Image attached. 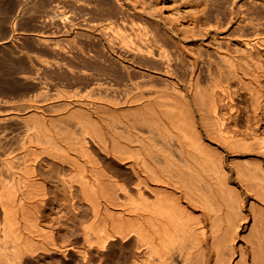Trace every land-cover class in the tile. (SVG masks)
Returning <instances> with one entry per match:
<instances>
[{
  "label": "bare ground",
  "instance_id": "1",
  "mask_svg": "<svg viewBox=\"0 0 264 264\" xmlns=\"http://www.w3.org/2000/svg\"><path fill=\"white\" fill-rule=\"evenodd\" d=\"M144 10V7L135 6L131 11L143 13ZM230 13L233 17V7ZM242 17L245 18V14ZM251 17L246 16L245 23L252 22L253 33L243 38L248 44L260 45L264 41V34L259 31L261 24L253 23ZM8 19L6 16L0 20V51L15 60L19 53L12 36L16 32V20L11 21V15ZM110 25L108 20L94 22V26L106 35L111 32ZM152 33L142 24L134 23L129 35L145 40L146 48L132 50L120 44L119 52L128 54L142 68L146 67L143 75L153 78L154 73H162L166 76L165 90H153L152 84L142 85L136 81L135 84L131 82L135 94L114 98L109 92L112 98L106 92L109 87L105 81L108 80L93 83L99 73L112 78L114 70L109 68V62L107 66L98 64L109 60L98 50L93 51L102 52L99 56L101 54L104 59L98 58L96 52H82L85 57L89 56L87 59H100L101 62L95 61L98 65L81 62L82 66L78 60L81 55L75 54L79 63L73 61L76 56L71 58V63L82 67L73 69L74 65L71 67L68 62L72 54L68 55L69 59L62 58L67 62L43 60L42 65L31 68L33 72L27 68L31 73L19 68L20 74L16 75L19 81L14 79L13 84L4 80L7 75L2 81L0 79L6 82L3 86L12 85L5 90L11 88L10 94L22 98L12 102L11 95L6 99L9 90L3 92L6 95L0 93V104L6 103L9 107L4 112L6 106L1 105L3 109L0 106L2 172L4 175L14 173L19 178L15 183L0 174V264H57L56 255L67 258L60 264H264V131L253 128L244 131L228 126L219 111L214 89L207 93V85L202 84L207 73L214 80L237 79L251 91L255 116L259 119L261 82L257 69L248 58H231L223 52H218L216 58H207V52H182L175 57L156 52L153 45L158 43L159 37L151 38ZM108 41L115 42L112 37ZM62 49H54V58L55 53L60 58L65 56L64 52L68 51ZM116 63L113 64L115 68ZM16 69L11 70L16 72ZM9 75L14 76L11 72ZM67 75L69 84L74 86L93 80L92 88L88 89L91 93L84 99L73 100L68 87H62L67 90L66 98L72 100L52 103L54 98L52 95L53 99L48 98L47 91L65 83V80L60 84L57 81ZM102 90L109 97L95 95ZM148 90L152 92L146 94ZM225 93L231 99L228 89ZM38 96L44 98L40 100L42 103L38 102ZM15 136L19 138L21 150L10 144L12 151H4ZM221 148L232 155L230 165ZM44 153L73 170L68 177H61L67 182L71 209L76 215L73 220L77 218L79 225L73 221V228L77 227L72 232L67 229V234H71L64 232V238L51 227L52 220L48 222L42 214L48 193L39 177L36 166L39 161L36 160ZM122 174L137 177L138 182L131 184L121 178ZM132 188L137 189L135 196ZM76 192L80 193L79 199L84 201L85 209L80 206L82 200L77 198ZM132 236L134 240L129 246L126 241ZM89 247L98 251V262L90 258ZM73 253L81 259L72 261L69 256Z\"/></svg>",
  "mask_w": 264,
  "mask_h": 264
},
{
  "label": "rangeland",
  "instance_id": "2",
  "mask_svg": "<svg viewBox=\"0 0 264 264\" xmlns=\"http://www.w3.org/2000/svg\"><path fill=\"white\" fill-rule=\"evenodd\" d=\"M135 6L144 7L145 9L144 12L143 13H132L131 10H133ZM232 7H233V10L235 11L233 17L231 16V13H230ZM7 14L12 16L13 20L11 19V21L16 20V32H14L12 36H13V40L16 39L15 41L17 43L15 45L19 53H18V57L15 60L16 61L17 59L20 61L23 59L25 60H23L24 63L23 61H21V63L20 61H17L19 64L17 62L16 64L14 62L15 60H12L9 56H7L4 51L3 52L0 51V68H1L0 70L2 69L6 70L3 72L2 71L0 72L1 81L4 78V76L7 75V77H5L4 80L6 82L8 81L11 84H13L14 79H16V81H19L17 79L18 77H16V75L20 74L19 68L21 70L24 69L28 71L26 73H31L35 71L34 69H31V68L42 65V62L44 61H51L53 59L55 60V59H62V58L67 59V57L69 59V57L72 54L74 55L70 57V60H68V62L70 61V63L71 62L73 63L74 61L75 63H79L78 60L80 59L81 65L83 63L84 65L90 64L91 66H92V63H94L95 61L97 63L101 62V60L98 58L104 59L106 58L105 55H107V60L109 59L111 62L113 61V63H111L109 60L105 61L106 60L105 59L103 60V63L101 62L98 64L99 65L106 64L105 66H107V63L109 62L110 63V65L108 64L109 68L110 67L111 69L114 68V70L112 69L113 71L112 70L110 71L113 72V75L116 73L114 77L112 75L111 76L112 78H109V77L105 78V75L101 74V76H104V78L103 77L101 78L100 73H99L97 74L98 77L94 79V81L91 80L88 82L90 83L89 86H88V83L82 84V85L80 84L81 86L80 85L74 86L72 84H69L68 79H67L69 78L68 75L63 76L61 80L57 81V83L60 84L59 82L63 80H65L66 82L63 81L65 83H62L63 85L61 84V86L59 85V87H55V89L51 88L50 90L52 92L48 90L50 95L47 91L48 94L46 93V96L48 95L47 96L48 98H52V97L54 99L58 98L56 100H54L53 98H52L53 100L51 99L52 103H55V104L65 103L68 101L70 97L73 100H77V99L81 100V99H84V97L86 98L87 95L91 93V90H88V89L92 88V85H91L92 81L94 83L95 81H98V80L105 81V79L108 80L105 82H108L107 84L109 87V89H107L106 92L108 93V95L112 93L114 98H120V97L122 98L123 96L125 97V95L127 96V94H131V93L135 94L134 84L137 82L141 83L142 85L152 84L155 87V89L153 90H162V89L165 90L166 82H168L166 81L167 79L166 76H164L162 73H157V74L154 73L155 75L153 76V78L150 76L147 77L146 74L143 75L142 70H144V68L146 67L142 68L140 63L137 61L134 63V61L130 59V56H128V54H125L124 52L122 53L119 52L120 49L118 46L120 44H124L126 45V47H128V49L131 48L132 50H135L137 48H146L147 43L145 40L129 35V30L133 26V24L140 23L142 24V26L147 28V31L149 33L153 32L152 33L153 35L150 34L151 38L152 36L154 38L159 37V39L157 38L158 43L153 45V49L156 50V52H165L171 55L174 54L173 57H175V55H178L182 52L183 54H187L188 52H193L196 54L207 52V58L209 56L216 58V56H218V52L219 53L223 52L225 54H228L231 58L238 59L239 56L248 58L250 63L253 65L252 67L253 68L256 67L257 72L260 76L261 112H260L259 119L256 118L255 116L256 115L254 111L255 109L253 107L254 98H253L251 91L249 90V88H247V86L237 81V79L231 78L230 80H224L221 78H217L216 80H214L212 79L211 76H208L209 74L207 73V77H205V79L203 78L202 84L203 86L207 85V93L210 92L212 88L214 89L215 98L218 103L219 111L226 118V123L228 126L231 125V127L234 129L237 128L238 130L242 129L244 131H247V130L250 131V129L252 128L258 129V130L260 129V131L262 132L264 131V41L260 45L254 44V43L248 44L246 40L243 38V35L248 36V35H252L251 33H253V29L251 28V26L253 25L251 24L252 22H250L251 26L248 25L249 23H247V25L245 23L246 19L251 16L253 17V20H252L254 21L253 23L257 22L261 24L259 31L263 32L264 34V0H237V3L235 4H234V0H4L3 2L0 3V20L6 16L8 19ZM243 14H245V18L242 17ZM255 18L256 20H254ZM107 20L111 24L110 25L111 32L106 35L94 26V22L95 23L105 22ZM8 22H9V19H8ZM168 29L171 30V32H168ZM4 31L3 32L6 34L8 31L6 27L4 28ZM108 37L109 38L112 37V39L115 42L111 43L110 41H108L109 40ZM42 39L49 41V42L46 41V43L49 46L44 45L46 44L45 42L41 44L40 41ZM57 43L60 46H57L58 45ZM52 46L57 47V48H53ZM116 46L119 50L118 49L116 50L115 48ZM62 47L64 49H62ZM48 48H51L50 51H53V52H50ZM54 49L55 50L58 49L57 51L61 49L62 51H64L67 49L68 52H64L65 56L64 57L61 56V58L59 54L55 53L54 55L56 57L54 58L52 54L54 53ZM68 49H71V52ZM93 50L104 52L103 56L101 55L102 52H99L101 53L99 56L98 51H93ZM84 51H86L85 53H87L88 51H89L88 53H90L92 51L93 54L94 52H96L95 54L99 56V57L97 56L98 58L96 59L99 61H97L96 59H93L94 57H92V60H90L91 57L90 59H87L89 58V56L85 57L82 54V52ZM48 52H50V55ZM76 52H79V54ZM75 54H77V56L81 55L78 57H82L83 59H86V60H83L82 58H78ZM23 55H24V58H23ZM123 55L127 57H124ZM74 56H76L75 57L76 60L78 58L77 61L75 60ZM101 56L104 58H102ZM27 58H30V60L33 62H31ZM40 58L42 61L40 60ZM71 58L72 59L74 58V60L72 61ZM33 59H35V61ZM65 59H62V60L64 61ZM128 59L131 60V62ZM12 61L15 64H13ZM65 62H67V60H65ZM11 63L12 65H14V68H11L13 67L12 65L8 66V64H11ZM28 63H30L31 65L30 67L29 65H27ZM72 63L70 66L71 67L73 65L75 66V63L74 64ZM114 63H116L115 65L116 68L113 67ZM20 64L22 66L18 67L17 65H20ZM26 65L27 67H25ZM81 65H79L78 67L75 66L76 68L73 66V69L78 70L77 68L79 67L81 68L83 66ZM126 65L128 66L125 68ZM159 65L160 64H158V66ZM6 66H8L9 69L8 67L5 68ZM120 66L122 67L119 68ZM16 67L18 69H16ZM27 68H29V70L31 69L30 70L31 72L27 70ZM7 69L9 73L7 72ZM11 69L13 71L14 69H16L15 70L16 72H12ZM118 69L119 70L121 69V71H117ZM126 69H128L129 72H131L132 78L131 76H129L130 73ZM130 69L132 71H130ZM115 70L119 73H117ZM10 72L14 76L11 77V75H9ZM21 72H25V71H21ZM123 72L127 75L123 76L125 75L123 74ZM119 74H121L124 78L120 76ZM9 77H10V80H9ZM138 77L140 78V81H138L139 80ZM121 78L123 79V81ZM11 79H13V81ZM119 79H121V81ZM133 79H136V80H133ZM131 82H133L134 84ZM5 83L0 84V86L4 87V88L0 87L2 88L0 89V93L1 91L3 93L9 90L8 95L3 93L7 96L6 99H9L11 95L9 100H12V102L13 101L19 102V100H21L22 98L20 99L18 97L19 99L18 100L17 98L14 97L15 95L10 94V90H11L10 87L12 86L10 83L6 84L8 86L10 85L9 87L10 89L5 90V87L8 88V86H3V84L5 85ZM84 85H87L88 88ZM62 87H65V89L66 87H68L69 89L68 92L70 93L69 94L70 97L66 98L68 94L67 90H65ZM115 87H119L120 89L115 88ZM57 88H60V89L62 88V89L58 90ZM63 89L65 90L64 92H66L64 93V95L62 94ZM85 89L87 90L88 93H86ZM226 89H228L231 92V96H232L231 99L228 98V96L226 95L225 93ZM117 90L118 91L122 90L123 92L119 91L121 93L119 94ZM55 91L58 93H56ZM76 91L77 92L80 91L79 92L80 94L79 93L77 94ZM115 91H117L118 93H116ZM148 91H146L145 93L150 94L152 92L150 90ZM103 92L105 91L104 90L100 91L101 93L100 94L98 91L95 93V95L98 94L97 96H100V95L106 96L107 93L105 92L103 95L102 94ZM113 92H115V94H118V96H116ZM112 94L110 95L111 97H112ZM12 96L14 97V100ZM58 96H62V97L60 98ZM37 99L39 102L40 100L42 101L44 98H42L41 96H38ZM72 99H69V101ZM5 104L6 103H4V105ZM1 105H3L2 102L0 106ZM4 105L3 107L6 106ZM11 105H13V103H11ZM3 107L1 106L2 109ZM8 108L9 107L7 105L3 109V111L4 110L6 111V109ZM2 109L0 110V112L2 111ZM45 113L48 114L47 111ZM256 119L259 120V123L257 122ZM256 122L258 123V125ZM16 137L17 136H15L14 137L15 140L13 138L14 141L13 140L10 141L8 145L10 144L16 145L14 146L16 147L14 149L19 151L21 150L22 146L19 143L20 142L19 138L17 137L16 139ZM13 142H18V144L13 143ZM8 145H6L8 148L5 146L4 151L5 150L6 151L8 150V152L9 150L12 151L11 149H13L12 148L13 146L10 145L9 147ZM17 145L19 146V149ZM221 150L223 151V155L227 163L230 165V160L232 159V155L230 154L229 151H227L226 148H221ZM40 156L37 157L36 161L37 162L39 161V162L38 163L36 162L37 163L36 166L38 169V173H40L39 177L41 179V182H44V184H46L45 185L46 190H47L46 192L48 193L46 197V200L48 201L45 202L46 204L43 207L44 209L42 208L44 211H42L41 209V211L43 212L42 214L44 217H46L48 222H51L52 220L51 223L53 224L51 225V227L52 226L54 227V229L57 231V234H60L61 237L65 236L64 235L65 233L66 235H70L71 233L69 232H72L73 229L75 230V228L79 224H77L78 223L77 218L73 220L76 215L74 214L75 211H72L74 209H71L73 208V206L71 205L72 203L70 204V202H72V199L70 196V192L69 193L67 192L68 190L67 182H65V180H62L64 178H62L61 176L66 175L65 176L66 178L68 177L67 175L71 174L72 173L71 171L73 170L72 168L70 169L69 168L70 166L68 165H66L65 167V164L59 163L58 161L56 163V160H53V158L48 156V154L46 155L44 153L42 154L41 157ZM19 163L20 162H18L17 166L20 165ZM62 167H64V169ZM64 171L67 173H63ZM1 172H2V165L0 163V174L4 175L3 172L2 173ZM120 176L124 180L126 181L128 180V182H131V184L133 182L134 183L138 182L137 177H134V176L131 177L130 174L129 175L122 174ZM6 177H7V180L11 182H15V183L19 182V178L14 173L13 174L8 173ZM63 181L66 183L67 186L65 185ZM135 190L137 189L132 188V193L134 194V196L137 194V191ZM77 192H76V195L78 196L77 198L79 199L81 198V196L79 195L80 193L77 194ZM79 200L81 201L82 199H79ZM83 202L84 201L82 200V203ZM79 203H80V206L82 205L85 206L84 203L83 204L81 202ZM83 209L85 208L83 207ZM73 221H75L74 223L77 225L74 228L73 226L75 224L73 223ZM66 230L69 231L68 234ZM79 236L81 238L80 234ZM71 237L72 239L75 238L74 236H71ZM128 240L129 241H126V242L127 243L129 242V244L127 243L126 244L130 246V244L133 243L132 240H134V236H132ZM81 242L83 241L81 240ZM81 242L79 243L80 245L83 244V243L81 244ZM112 246L113 245L110 246L111 249L113 248ZM93 248L89 249V252L90 250L92 251L89 253L90 258L92 257L93 258V259L91 258L92 260L95 259L94 262L96 261L98 262V260L96 259L99 257L98 251H96V248L95 250H93ZM56 257H57L56 259L59 258V260H57L58 261L57 264L67 261V258L63 257V255H56ZM71 257L73 259L72 261H74V259L75 261L77 260L79 261L81 259V258L78 259L79 256L76 255L75 253L69 256L70 259Z\"/></svg>",
  "mask_w": 264,
  "mask_h": 264
},
{
  "label": "water",
  "instance_id": "3",
  "mask_svg": "<svg viewBox=\"0 0 264 264\" xmlns=\"http://www.w3.org/2000/svg\"><path fill=\"white\" fill-rule=\"evenodd\" d=\"M3 37H6V35H4Z\"/></svg>",
  "mask_w": 264,
  "mask_h": 264
}]
</instances>
